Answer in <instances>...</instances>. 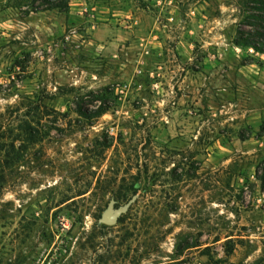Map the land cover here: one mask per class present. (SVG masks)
Masks as SVG:
<instances>
[{
    "label": "rangeland",
    "instance_id": "1",
    "mask_svg": "<svg viewBox=\"0 0 264 264\" xmlns=\"http://www.w3.org/2000/svg\"><path fill=\"white\" fill-rule=\"evenodd\" d=\"M28 9L0 0V160L28 108L44 138L4 171L0 264H264V55L232 43L241 1Z\"/></svg>",
    "mask_w": 264,
    "mask_h": 264
},
{
    "label": "trees",
    "instance_id": "2",
    "mask_svg": "<svg viewBox=\"0 0 264 264\" xmlns=\"http://www.w3.org/2000/svg\"><path fill=\"white\" fill-rule=\"evenodd\" d=\"M73 0H12L17 7L28 6L26 14L31 12L57 10L59 12H67L69 5ZM243 8V19L240 26L236 30L232 43L238 48L252 49L254 52L264 55V0H240ZM38 5V6H36ZM94 97L92 109H87L84 102L77 105V113L88 123L97 120L107 113L115 104L112 100L113 91L109 89L101 92L91 93ZM36 110V109H35ZM40 123L36 117V111L28 108L27 112L20 118L19 123L14 128L9 125L12 131L10 135L12 141L6 144L1 143L4 151V159L0 160V192L4 183V171L8 167L19 163L23 159V153L32 144L41 141L44 136L41 129L36 128V124ZM15 131V132H14ZM6 132L0 125V142L4 139ZM20 142L19 146L16 143ZM137 188L132 189V195L137 193Z\"/></svg>",
    "mask_w": 264,
    "mask_h": 264
},
{
    "label": "water",
    "instance_id": "3",
    "mask_svg": "<svg viewBox=\"0 0 264 264\" xmlns=\"http://www.w3.org/2000/svg\"><path fill=\"white\" fill-rule=\"evenodd\" d=\"M136 199L137 195H134L129 200V202H127L124 206H120L118 208H115V202L111 201L102 215L101 222L109 226L114 225L122 215L128 212L129 208L132 206Z\"/></svg>",
    "mask_w": 264,
    "mask_h": 264
}]
</instances>
